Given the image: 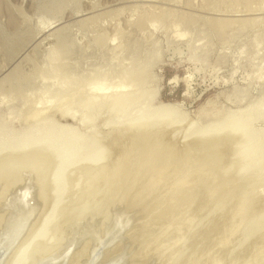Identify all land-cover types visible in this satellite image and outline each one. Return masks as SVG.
Instances as JSON below:
<instances>
[{
	"label": "rangeland",
	"instance_id": "rangeland-1",
	"mask_svg": "<svg viewBox=\"0 0 264 264\" xmlns=\"http://www.w3.org/2000/svg\"><path fill=\"white\" fill-rule=\"evenodd\" d=\"M28 171L50 206L67 187L43 228L56 252L132 185L151 199L140 246L118 259L114 239L105 262L264 264V0H0V198Z\"/></svg>",
	"mask_w": 264,
	"mask_h": 264
},
{
	"label": "bare ground",
	"instance_id": "bare-ground-1",
	"mask_svg": "<svg viewBox=\"0 0 264 264\" xmlns=\"http://www.w3.org/2000/svg\"><path fill=\"white\" fill-rule=\"evenodd\" d=\"M161 116H165V112L164 113H162L161 115H159L158 117H155V118H159V117H161ZM235 117H232L231 119H232V121L233 120H236V121H234L235 123H233V125L231 126V125H229V130L227 131V132H229V133H232V132H236L237 131V129H238V127H241L240 129L242 130V128L243 129H246V127L243 125V127L240 125L241 123H243L244 124V122H242V119H241V122L239 121L240 120V118L239 119H236V117L238 118V117H240V116H236V115H234ZM151 116L147 113V112H144V113H142L140 116H138V120L139 121H142V122H147V121H149L150 119H152L153 117H151ZM232 121H231V123H232ZM217 122V121H216ZM215 122V123H216ZM222 122V121H221ZM240 122V124H239V126H238V123ZM230 123V124H231ZM215 125V126H214ZM213 126L215 127L214 129H216V127L218 126V125H220V122H219V124L216 126V124H214ZM238 127H237V126ZM221 126H222V124H221ZM218 127H220V126H218ZM237 128V129H236ZM213 129V128H212ZM240 129H238L239 131H240ZM212 132H216L215 130H212ZM211 131H210V129L209 130H207L206 132H205V138H206V134L208 135L209 133L211 134L212 133ZM218 132V131H217ZM209 134V135H210ZM201 135V134H200ZM208 135V136H209ZM202 137V136H201ZM203 138V137H202ZM38 141V140H37ZM23 143V142H22ZM22 143H20V144H22ZM37 142H35L34 144L35 145H37L36 144ZM38 143H40L39 141H38ZM18 145L17 146V148L20 146L21 148H23V147H25V146H21V145ZM23 144H25V143H23ZM33 144V145H34ZM16 148V147H15ZM21 148H19V149H14V153L16 152L17 153V151L18 150H20V152H21ZM25 149H26V147H25ZM17 150V151H16ZM23 150H24V148H23ZM19 152V151H18ZM13 153V152H12ZM15 153V154H16ZM65 157V159H64V162L62 161V166H60V169L58 170H56V172H57V174H58V171H60V174L61 173H64L63 171H64V168H65V165L68 163V162H70V159H69V157H68V155H65L64 156ZM155 158H157V157H155ZM83 161V159L82 158H79L78 159V161ZM10 161V160H9ZM7 162V161H6ZM20 162V161H19ZM22 162V161H21ZM12 163H14V162H12ZM148 163V162H147ZM25 164H26V161H25ZM160 164V163H159ZM15 166H16V163L14 164ZM21 165V164H20ZM19 165V166H20ZM24 165V164H23ZM26 166V165H25ZM27 166H28V164H27ZM30 166H31V163H30ZM32 167V166H31ZM168 167V166H167ZM26 168H28V167H26ZM33 168V167H32ZM143 169H145V168H143ZM155 168H153V170H154ZM28 170V169H27ZM159 170H162V169H159ZM32 171H34V170H32ZM31 171V172H32ZM150 171H152V169L150 170ZM163 171V170H162ZM161 171V172H162ZM29 172V171H28ZM55 172V173H56ZM158 172V171H157ZM1 173V172H0ZM24 173V172H23ZM27 173V172H26ZM34 173V172H33ZM32 173V174H33ZM153 173H155V171L153 172ZM9 174V173H8ZM21 174H22V170H21ZM30 172L29 173H27L26 175L24 174L23 175V180H21V182H15V183H13V185H11V190L9 189V191H8V193L7 194H5L6 196H5V198H0V208H3L4 207V204H2L3 202H5L6 201V198L10 195V194H12L13 192H15L16 190H18V189H20L23 185H24V182H25V180L28 178V177H30V180H31V182H32V185H33V188H34V190H35V193H36V196H37V198H38V201H39V204H40V206H39V208H38V210L36 211V213H35V215L33 216V218H32V220L30 221V223H29V225L27 226V228H26V230L24 231V233L21 235V237L19 238V240L14 244V246L10 249V251L7 253V255L5 256V258H4V260H3V262H2V264H35L36 262H37V260L39 259V258H44V257H46V256H59V255H61L63 252H64V250L66 249V247H67V245H68V243H69V241H70V239H71V237H72V235H73V233H75L76 234V236H81L83 233L85 234V236H83L82 238H80L77 242H76V244L78 245V244H81L82 245V243H83V241H84V238L85 239H87V237H89L90 239H91V237L93 236H95V238H93V239H91V240H94V239H99V243L95 246L96 248H98V250H99V257L102 255V248L103 249H105V247L104 246H109V245H111V248H113L114 246H115V243H117V244H120V247H119V249H118V254L117 253H115V254H117L116 256V258H118V259H120V258H123V256L126 254V250H127V248L129 247V244H131V243H133L134 244V242L136 243V241H137V239L136 238H139V236H140V234H139V236L137 237V235H138V233H139V231L142 229V228H140V230L138 231H135L136 230V228L138 229L139 227H138V224H139V222H138V220H140V219H142L143 217H144V210H145V207H146V205H147V202L148 201H150L151 199H148V198H150V197H144V198H141L142 196L141 195H143V190H137L136 188H131L132 187V185H131V187L130 186H128V189L127 190H125V185H124V183H123V190L121 189V187H119V185H116V186H114L113 187V189H116L117 188V191H118V193H116V194H119V191L121 190V191H123V194H121L120 196H118V195H114V196H116V197H113V198H111V199H109V200H107L106 201V203H104V202H102V203H104V205L100 208V209H97V211H94V212H92V213H90L89 215H87L84 219H83V221L82 222H80V224H79V226L76 228V224L74 225V227L76 228L74 231L72 230V228H71V230L73 231V233H72V235H70V231H69V237H70V239H68V240H66L67 242L65 243V242H63L64 243V245H63V249H62V252L60 253V251H58V252H56L55 250L56 249H58L57 247H60L59 246V240H60V238H58V239H56L57 240V242H56V240H55V242L56 243H54L53 241H52V243L50 242L51 241V238H50V236H48L49 238V242H50V246H48V241H45V239H47L46 237H45V239H44V234H43V230H45V229H43V228H45V226H49L48 224L49 223H52V220L51 219H53L54 218V214H56L55 212H57V214H58V211L61 209V203L59 202V201H61V200H63V197L61 198V196H63V195H65L67 192L65 191L66 190V188L67 187H65V190L63 189L64 187L62 186V189H63V191H62V189L60 190L59 189V191H58V189H57V191H55V190H53V188H52V191L53 192H60L59 194H57V193H55L54 195H56L57 194V196L59 197V198H61L60 200H56V198H57V196H56V198H54L55 199V201H57V203L55 202V201H51L52 202V204H53V202H55L54 204H53V206H52V204H51V206L53 207H51L50 206V204H49V201H48V198H47V193H46V191H45V193H44V195L42 196V194H40V191L38 190V188H37V181H36V178L34 177L35 175H32ZM42 174V173H41ZM59 174V176H62L63 178H64V176L63 175H60ZM132 174V173H131ZM149 175L150 173L148 172H146V174H144L145 176L146 175ZM163 174V173H162ZM13 175V174H12ZM55 175V174H54ZM54 175H53V177H54ZM157 175L159 176L160 174H158L157 173ZM21 176L22 175H20V178H21ZM144 176V177H145ZM149 176H151V175H149ZM158 176H157V178H158ZM164 176V175H163ZM43 177V176H42ZM51 177V176H50ZM53 177L51 178L52 180H53ZM56 178H54V180H53V183H54V185H55V189L57 188L56 186H59V185H57L59 182V179L57 178L58 177V175L57 176H55ZM132 177V176H131ZM135 177V176H134ZM144 177H143V179L142 178H140L139 179V181L141 182L142 180H147V178H148V176H147V178H145L144 179ZM165 177V176H164ZM169 177V176H168ZM2 178V177H1ZM11 178H12V176H11ZM10 178V179H11ZM17 178V177H16ZM60 178V177H59ZM126 178H128V177H126ZM136 178V177H135ZM22 179V178H21ZM43 179V178H42ZM50 179V180H51ZM61 180V183H59V184H61L62 185V183H63V181H62V178H60ZM123 179H125V178H123ZM148 179H150V177L148 178ZM156 178L154 177V180H155ZM6 180V179H5ZM5 180H3V181H5ZM8 180V179H7ZM51 180V181H52ZM66 180V179H65ZM77 180V179H76ZM136 180V179H135ZM134 179L133 180H131V181H135ZM156 180H158V182H159V179H156ZM16 181V180H15ZM44 181V180H43ZM75 181V180H74ZM127 182H128V180H126ZM2 182V180L0 181V183ZM8 182V181H7ZM7 182H3L4 184H6ZM14 182V181H13ZM58 182V183H57ZM124 182H125V180H124ZM126 182V183H127ZM136 182V181H135ZM135 182H132V183H130V184H134ZM138 182V181H137ZM140 182H138V183H140ZM151 184H152V182L151 181H149ZM158 182H154V183H157V184H159ZM161 182V181H160ZM163 182V181H162ZM9 183L11 184V182L9 181ZM57 183V184H56ZM74 183V182H73ZM138 183H137V185H138ZM144 183H147V181H145ZM174 183V182H173ZM176 183V182H175ZM2 184V183H1ZM44 184V183H43ZM65 184V182L63 183V185ZM117 184H120L121 186H122V183L120 182V183H117ZM129 184V185H130ZM143 184V183H142ZM149 184V183H148ZM148 184H146L147 186H148ZM178 184V185H177ZM180 184H182V182H180ZM60 185V186H61ZM76 185V184H75ZM136 185V183L134 184V186ZM150 185V184H149ZM153 185V184H152ZM152 185H150L151 187H152ZM176 187H178V186H180L179 185V183H176ZM5 186H7V185H5ZM9 186V185H8ZM7 186V187H8ZM70 186H72V185H70ZM142 186V185H141ZM141 186H139L138 188H140ZM6 187V188H7ZM10 187V186H9ZM8 187V188H9ZM53 187V186H52ZM143 187H145L146 188V186H143ZM151 187H149V188H151ZM155 186L153 185V187L152 188H154ZM175 187V188H176ZM5 188V187H4ZM7 188V189H8ZM159 188H163V187H159ZM183 188V187H182ZM44 189H45V187H44ZM72 189V188H71ZM120 189V190H119ZM156 189H157V187H156ZM179 189H180V187H179ZM0 190H2L1 189V187H0ZM175 190H177V189H175ZM44 191V190H43ZM47 191H49V189L47 190ZM51 191V192H52ZM111 191V190H110ZM114 191V190H113ZM125 191V192H124ZM140 191H142V193L140 192ZM161 191V190H160ZM159 190L157 191V192H160ZM163 191V190H162ZM3 192V191H2ZM53 192L51 193V194H53ZM137 192H140L141 193V195L139 196V194L137 193ZM157 192H155V193H157ZM181 192V191H180ZM161 193V192H160ZM182 193V192H181ZM183 193H185V192H183ZM1 194V193H0ZM113 194V193H112ZM112 194H111V197H112ZM153 194V193H152ZM177 194V193H176ZM53 195V196H54ZM182 195V194H181ZM190 196H191V194H189ZM3 196H4V194H3ZM151 196V195H150ZM161 196V195H160ZM169 196H171V195H169ZM175 196V194L173 195V197ZM183 196V195H182ZM185 196V195H184ZM189 196V197H190ZM106 197V196H105ZM107 197H110L109 195H107ZM187 197H188V195H187ZM179 198V197H178ZM177 198V199H178ZM180 198H182L181 196H180ZM185 198V197H184ZM58 199V198H57ZM107 199V198H106ZM147 199V200H146ZM163 200V199H162ZM182 200H185L186 201V198L185 199H182ZM154 201V200H153ZM190 202H191V200H189ZM62 202V201H61ZM163 202V201H162ZM182 202V201H181ZM59 203H60V205H59ZM148 204H150V203H148ZM178 204H180V202H178ZM174 205H175V203H174ZM182 205H185V204H182ZM49 206H50V208H49ZM60 206V208H58ZM169 206V205H168ZM170 206H172V205H170ZM176 206V205H175ZM99 207V206H98ZM158 207V206H157ZM186 207H188V206H186ZM161 208V207H160ZM164 208V207H163ZM166 208V207H165ZM173 208H174V206H173ZM177 208V207H176ZM182 207H180V209H181ZM52 209V210H51ZM59 209V210H58ZM175 209V208H174ZM13 209H8V208H5V209H3V210H1L0 209V230H1V227H2V225H3V222H4V220H5V217H6V215H7V213H9V212H11ZM48 210L49 211H51V212H53L54 210H55V212H53V213H51L50 212V214L47 216L46 214H48L49 212H48ZM58 210V211H57ZM93 210H94V208H93ZM149 210V209H148ZM147 210V211H148ZM172 210V209H171ZM176 210V209H175ZM175 210H172V211H175ZM91 211H92V209H91ZM159 210L157 209V212H158ZM150 212V211H149ZM149 212H146V213H149ZM152 213H154V212H152ZM151 213V214H152ZM174 213H176V211L174 212ZM178 213H180V212H178ZM53 214V215H52ZM173 214V213H172ZM171 214V215H172ZM44 215H46L45 217H47V218H44V220H43V217H44ZM50 215H52V217L50 216ZM147 215H149V214H147ZM177 214H175V215H173V216H176ZM185 215H186V213H185ZM57 216V215H56ZM55 216V217H56ZM146 216V215H145ZM183 216V215H182ZM49 217H51V219L49 218ZM184 217V216H183ZM186 217V216H185ZM145 218V217H144ZM172 218V217H171ZM46 219H50L49 221H51V222H47V220ZM81 219V220H82ZM108 220H109V222L110 221H112V222H108ZM46 221V222H45ZM54 221V220H53ZM78 222V221H77ZM101 222H108V226L106 227V228H104L105 230L103 231V232H100V230H98V227H99V225L101 224V225H103V223H101ZM47 224V225H46ZM106 224L107 223H105L104 225L106 226ZM51 225V224H50ZM140 225V224H139ZM104 226V227H105ZM52 227V226H51ZM100 229H102V227L100 228ZM55 230V229H54ZM69 230V229H68ZM68 230L66 231V233L68 232ZM101 234H100V233ZM136 232V233H135ZM64 233H65V231H64ZM60 234V233H59ZM137 234V235H136ZM68 235H66L65 236V238H67V236ZM96 235L97 236H100V238L99 237H97L96 238ZM141 235H143V233L141 234ZM147 235H149V234H147ZM56 236H58V235H56ZM64 236V235H63ZM91 236V237H90ZM55 238V237H54ZM65 238H63V239H65ZM44 239V240H43ZM114 239H117L116 240V242L114 243V242H111L112 240H114ZM139 239H141V238H139ZM155 239V238H154ZM53 240V239H52ZM89 240V239H88ZM62 241V240H61ZM65 241V240H64ZM98 241V240H97ZM97 241L95 242V241H93V242H95V243H97ZM85 242H87V241H85ZM91 242V241H90ZM90 242H88L87 244H93V243H90ZM63 243H61V244H63ZM139 243H141V241L139 242ZM57 244V245H56ZM60 244V245H61ZM75 244V245H76ZM84 244V243H83ZM86 244V243H85ZM116 244V245H117ZM136 244H138V243H136ZM172 244V243H171ZM75 245H74V247H75ZM76 245V246H77ZM112 245H114L113 247H112ZM139 246H140V244H138ZM157 245V244H156ZM168 245V244H167ZM49 248H48V247ZM57 246V247H56ZM118 246V245H117ZM128 246V247H127ZM131 246H133V245H131ZM134 246H136V245H134ZM133 246V247H134ZM138 246V247H139ZM147 246V245H146ZM79 248L81 247V246H78ZM91 247H94V246H91ZM94 247V248H95ZM155 247H157V246H155ZM47 248V249H46ZM56 248V249H55ZM62 248V247H61ZM77 248V247H76ZM83 248V247H82ZM110 248V246H109V249H111ZM116 248V247H115ZM129 248H131V247H129ZM128 248V249H129ZM135 248V247H134ZM140 248H142V247H140ZM165 248H168V247H165ZM33 249V250H32ZM55 249V250H54ZM60 249V248H59ZM58 249V250H59ZM91 249H93V248H91ZM145 250H147V248L145 247L144 248ZM144 249H143V251H144ZM156 249V251L157 250H159L157 253L159 254L160 253V248L159 249H157V248H155ZM180 249V248H179ZM53 250H54V252L55 253H53ZM78 250V249H77ZM164 250V249H163ZM91 251V250H90ZM110 251V250H109ZM143 251H140L139 253L141 254ZM162 251V250H161ZM77 252V251H76ZM116 252V251H115ZM164 252H165V250H164ZM145 253H147L146 251H145ZM144 253V254H145ZM90 254V253H89ZM104 254V253H103ZM163 253H161V255H162ZM174 254V253H173ZM161 255H158V257L159 256H161ZM69 256V255H68ZM103 256V255H102ZM107 256H108V253L106 252L105 253V255L102 257V261L101 260H99V262H101V263H98V264H108V263H110L111 261H109V259L110 260H112L111 259V257L108 259V261L109 262H105L104 260L105 259H107ZM119 256V257H118ZM99 257H98V259H99ZM114 257V258H113ZM112 258L113 259H115V255L113 256ZM156 258H157V256H155ZM176 257V256H175ZM209 257H211L210 255H209ZM68 258V257H67ZM90 258V257H89ZM89 258L87 259V261L89 260ZM154 258V257H153ZM97 259V260H98ZM174 259V258H173ZM210 259V258H209ZM66 260H68V259H66ZM97 260L95 261V262H97ZM157 260V259H156ZM206 260H208V258L206 259ZM211 260H213L212 258H211ZM86 261V262H87ZM62 262H63V259H61V260H59L57 263H55V264H62ZM86 262H85V264H86ZM94 262V263H95ZM150 262V261H149ZM152 262H153V259H152ZM156 262V261H155ZM182 262V261H181ZM205 262H207L206 264H208V262H209V260L208 261H205ZM93 263V264H94ZM154 263V262H153ZM212 263V262H211ZM64 264H66V261H65V263ZM171 264V263H170ZM178 264V263H177ZM180 264V263H179ZM205 264V263H204ZM209 264H210V262H209ZM214 264H216V262H214Z\"/></svg>",
	"mask_w": 264,
	"mask_h": 264
},
{
	"label": "water",
	"instance_id": "water-1",
	"mask_svg": "<svg viewBox=\"0 0 264 264\" xmlns=\"http://www.w3.org/2000/svg\"><path fill=\"white\" fill-rule=\"evenodd\" d=\"M2 204H4V207L0 208L1 210L5 208L13 210L7 213L0 230V264H2L7 253L24 233L40 206L30 177L25 180L24 185L20 189L10 194ZM83 236H85L84 233L81 236H76L73 233L61 255L39 258L35 264H55L61 259H63L62 264H64L76 242ZM98 257L99 250L95 247L90 252V258L86 264H93ZM108 264H118V262L114 259Z\"/></svg>",
	"mask_w": 264,
	"mask_h": 264
}]
</instances>
